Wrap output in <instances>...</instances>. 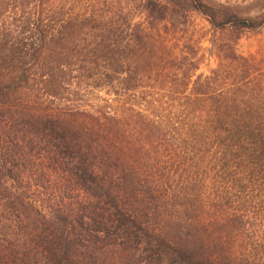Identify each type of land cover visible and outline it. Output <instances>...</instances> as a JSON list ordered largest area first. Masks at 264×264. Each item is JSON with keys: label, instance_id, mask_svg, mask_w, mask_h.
<instances>
[{"label": "trees", "instance_id": "1", "mask_svg": "<svg viewBox=\"0 0 264 264\" xmlns=\"http://www.w3.org/2000/svg\"><path fill=\"white\" fill-rule=\"evenodd\" d=\"M240 30L264 10L0 0V264H264V33Z\"/></svg>", "mask_w": 264, "mask_h": 264}, {"label": "rangeland", "instance_id": "2", "mask_svg": "<svg viewBox=\"0 0 264 264\" xmlns=\"http://www.w3.org/2000/svg\"><path fill=\"white\" fill-rule=\"evenodd\" d=\"M94 1H100V0H94ZM205 1L210 4H223V5L233 6L238 12V14H240L241 16H253L259 13L260 11L264 10V7H261L264 5V0H205ZM190 15H191L192 23L195 29H197V37L200 38L201 47L203 48L208 47L207 40L211 38L212 35V31L210 29L209 24L206 22L204 17L197 12H191ZM237 33L240 35V38L238 39L236 44L237 51L247 54V53H254L256 51L261 41L264 30L261 32L255 30L252 31L240 30ZM207 64L209 67L212 66L213 59L210 58L207 61ZM203 69L204 66L201 65L199 71Z\"/></svg>", "mask_w": 264, "mask_h": 264}]
</instances>
